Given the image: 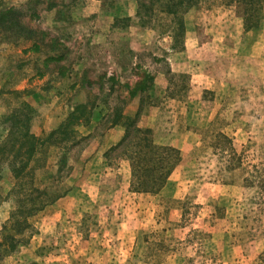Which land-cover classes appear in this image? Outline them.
<instances>
[{
  "label": "rangeland",
  "instance_id": "rangeland-1",
  "mask_svg": "<svg viewBox=\"0 0 264 264\" xmlns=\"http://www.w3.org/2000/svg\"><path fill=\"white\" fill-rule=\"evenodd\" d=\"M10 9L0 264H264V14L248 30L229 0H198L181 28L137 0ZM139 130L177 152L153 192Z\"/></svg>",
  "mask_w": 264,
  "mask_h": 264
},
{
  "label": "trees",
  "instance_id": "trees-1",
  "mask_svg": "<svg viewBox=\"0 0 264 264\" xmlns=\"http://www.w3.org/2000/svg\"><path fill=\"white\" fill-rule=\"evenodd\" d=\"M139 9H138V17L141 16L144 12L151 11L155 12L154 8H162L160 11L163 15L170 17L173 21H180V24L176 23V26L181 28L184 23V14L188 9H191L194 5L198 4V0H137ZM231 5H234L237 9V14L241 19L248 30H251L258 26L260 20L264 14V0H229ZM17 11L14 9H10L6 12L0 13V21L8 20L15 18ZM184 15V16H183ZM13 20V19H12ZM180 30V29H179ZM142 135L143 139L136 148L138 149L134 154L138 157L139 164H144V168L141 174H146L149 172L148 177L152 178L153 181L156 180L159 175V179H162L159 183L153 184L152 187L145 185H140L139 190L143 192H153L159 190L165 184V180L167 175L169 174L171 168H169L167 164V159L173 154L177 153L174 150L167 148H159L156 147L149 137L151 134L149 131H141L139 130L137 134ZM128 132L127 137L128 138ZM125 139V141H126ZM124 141V142H125ZM124 142L122 144H124ZM153 156V158L148 159V157ZM150 160V161H149ZM154 161L152 166L151 162ZM140 166L132 164V169L134 176L138 175V169Z\"/></svg>",
  "mask_w": 264,
  "mask_h": 264
},
{
  "label": "crops",
  "instance_id": "crops-1",
  "mask_svg": "<svg viewBox=\"0 0 264 264\" xmlns=\"http://www.w3.org/2000/svg\"><path fill=\"white\" fill-rule=\"evenodd\" d=\"M175 66V65H174ZM173 66V67H174ZM111 136L115 137V141H113L111 143V146H116L121 140H122V137H123V132L120 131V130H117V131H112L110 133Z\"/></svg>",
  "mask_w": 264,
  "mask_h": 264
}]
</instances>
